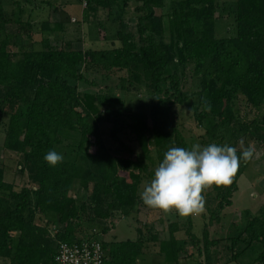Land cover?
I'll return each instance as SVG.
<instances>
[{
  "label": "trees",
  "instance_id": "16d2710c",
  "mask_svg": "<svg viewBox=\"0 0 264 264\" xmlns=\"http://www.w3.org/2000/svg\"><path fill=\"white\" fill-rule=\"evenodd\" d=\"M27 1L14 0L19 15H11L0 0V33L5 34L8 22L21 21L22 2ZM174 1L165 15L156 12V8H164L165 0H141L135 7L139 15L134 33L123 20L130 0H88L83 6L88 11L118 9L114 19L119 21L117 36L122 45L110 49H62L44 38L39 49L9 51V35L0 41L4 145L22 156V169L27 170L32 183L31 187L15 190L14 184L5 181V169L0 164V257L8 259L9 264H54L60 241L83 238L102 243L104 264H138L150 242L159 248L156 255L163 264H180L188 255V242L175 235L178 222L171 223L169 239H160L158 233L150 239L143 238L140 229L136 239L107 241L96 233L79 237L84 220L101 226L105 234L110 228L104 221L115 214L127 217L132 213L140 198L143 174L153 173L146 163L152 148L161 162L172 147L190 150L179 128L166 131L157 104L148 113L127 110L126 121L120 110L112 108L113 99L119 108L124 106L117 94H79L78 83L89 81L87 72L128 71L133 82L146 84L158 98L168 92L169 100L193 108L195 121L217 145H225L222 142L228 139L236 147L241 137L250 132L257 134V140L264 145V0H236L233 34L222 37H217L215 27L218 0ZM166 17L169 44H164L162 38ZM99 25L104 27L103 22ZM173 60L182 66L191 65L197 90L184 92L186 72H170ZM95 99L111 107L108 115L115 118V137L123 128L134 135L141 148L138 155L128 145L125 147L130 157L113 153L103 138ZM238 100H245L259 114L240 121L233 106ZM66 141V148L74 153L71 159L62 155ZM92 147L96 150L92 151ZM53 150L63 156L55 167L44 160ZM240 153L241 149H237ZM249 164L250 161L242 163L244 167ZM121 171H128L131 180ZM242 172L241 169L239 173ZM238 176L230 186L213 187L217 205L210 209L212 219H219L222 211L233 204ZM80 187L89 192L88 200L81 201L71 194ZM37 214L45 219L43 226L34 222ZM192 226L189 218L186 233L191 245L207 264H213L216 259L211 249L219 240L210 236L207 224L202 237L193 233ZM53 228L54 235L50 233ZM228 239L232 255L225 264L239 261L247 251L256 252L251 264H264V207ZM258 243H262L261 249Z\"/></svg>",
  "mask_w": 264,
  "mask_h": 264
},
{
  "label": "rangeland",
  "instance_id": "374dc122",
  "mask_svg": "<svg viewBox=\"0 0 264 264\" xmlns=\"http://www.w3.org/2000/svg\"><path fill=\"white\" fill-rule=\"evenodd\" d=\"M3 0L9 14L15 11L18 14L17 6H14V0ZM30 4L39 7H44L46 10L40 12V16L50 18L51 22L55 24L47 25L41 28V23L35 16L38 11L31 13L28 9H23L21 21H10L5 25V34L0 33V41L5 40L9 35V51H21L39 49L42 47V40L47 38L57 48L62 49H110L122 45L118 39L117 32L120 29L119 21L115 20L118 14V9H100L97 11H88L83 7L80 0H59L58 8L52 12L54 4L50 0V7L44 0H29ZM174 0H165L164 8H156L157 14H165L171 10ZM13 3V4H12ZM141 4V0H130L129 6L126 8L124 21L129 25V29L136 32L137 18L139 13L135 10L137 5ZM218 9L216 11L215 27L217 37L228 36L233 34L234 31V10L236 8V0H218ZM31 9V8H30ZM32 11V10H31ZM33 12V11H32ZM19 15V14H18ZM53 16V17H52ZM57 22V23H56ZM103 22L104 27L99 23ZM168 19L165 18L166 31L162 34L164 44H169V29ZM177 71L180 74L186 72V85H184V92L190 94L197 90V79H192L191 65L182 66L173 60L170 67V72ZM109 72L102 70H95L87 72L88 82L78 83V92L81 95L89 94L91 97L97 94H117L118 98L124 100V106L119 108L117 101L113 99L112 108L121 111V116L127 121V110L150 112L154 104L160 108L161 122L165 126L166 131L172 130L173 127L179 128L184 134L186 141L189 144V149L193 145L199 144L201 147H206L215 141L209 140L205 135V129L200 127L194 119L193 108L189 104H179L168 99L169 93L166 92L158 98L144 83L136 84L129 77L128 71H122L117 74H109ZM167 88V86H166ZM156 99V100H155ZM92 100V98H91ZM93 104L98 109L100 117V127L103 133V138L107 145L112 149L113 153L130 157V152L126 150L125 146L131 147L135 154L140 153L141 148L134 135L130 133L129 129H121L117 131L115 137L112 133L114 117L109 116V106L93 100ZM238 119L240 121H249L259 114V110L249 105L245 100H238L234 103ZM5 117V116H4ZM5 119L0 116V164L5 169V181L14 184L15 190H20L22 187H31L32 183L29 182V174L27 170L22 169L23 158L18 153L6 149L5 141ZM257 134L247 133L241 137L239 144L237 142L236 149H241V143L246 148L250 144L254 146L255 153L250 160L249 166L244 167L240 161L238 171V189L233 195V204L225 208L219 219H212L210 209L217 205L215 199V192L213 188L204 192L206 204V211L200 216L180 217L177 213L172 212L165 214L156 209L147 207L142 199L141 193L145 187L150 184L154 178L155 169L161 163L158 158L156 149L152 148L151 155L146 158V163L152 170V174H143V181L140 184L139 194L140 198L137 206L132 213L125 217L123 215L115 214L113 219H108L105 226L110 230L107 233H101L102 227L95 224L91 225L88 221H82L80 236H87L90 234H98V237L107 241H118L123 239H136L139 236V229L143 238L150 239L153 235H159L160 239L170 238V225L171 223L178 222L179 229L175 231L177 239L186 240L188 255L182 257L183 264H198L202 261L207 264L204 256L199 255L196 248L191 245V239L186 233L188 227V219L191 218L193 222L192 231L199 237H202L205 225H208L209 233L212 238L218 239L219 243L211 249L213 258L216 261L213 264H225L227 259L231 258L232 252L227 248L230 245L228 237L236 236L240 229L248 222L250 217L256 216L264 207V145H261L257 140ZM121 142V143H120ZM69 141H66L65 148ZM222 144L233 146V141L225 139ZM63 146V147H64ZM92 151L96 147L91 148ZM65 159H71L74 156L71 148H66L62 154ZM135 157V155L133 156ZM120 174L131 180L128 171H121ZM71 194L79 200H88L89 192L76 188L71 191ZM34 222L38 225H44L45 219L35 216ZM56 228H53L50 233L54 235ZM16 234V233H15ZM158 243V242H156ZM245 244H243L244 246ZM257 248L263 247L262 243H258ZM159 248L150 242L145 253L139 258L138 264H149L150 260L156 257V252ZM241 249V247H240ZM191 253L193 255H191ZM256 256V252H245L239 257V261L230 262L228 264H251ZM157 264H163L159 259L155 261ZM0 264H9V260L0 257ZM253 264H261L260 262Z\"/></svg>",
  "mask_w": 264,
  "mask_h": 264
},
{
  "label": "clouds",
  "instance_id": "9594fccd",
  "mask_svg": "<svg viewBox=\"0 0 264 264\" xmlns=\"http://www.w3.org/2000/svg\"><path fill=\"white\" fill-rule=\"evenodd\" d=\"M210 110V106L208 108ZM255 153L253 145L237 154L235 147L209 144L193 145L190 150L172 147L164 154L154 172V178L141 193L143 203L165 214L180 217L200 216L206 211L205 191L213 187L230 186L238 174L240 161L249 162ZM44 160L52 167L63 161L56 151H49Z\"/></svg>",
  "mask_w": 264,
  "mask_h": 264
},
{
  "label": "built area",
  "instance_id": "2783aa9c",
  "mask_svg": "<svg viewBox=\"0 0 264 264\" xmlns=\"http://www.w3.org/2000/svg\"><path fill=\"white\" fill-rule=\"evenodd\" d=\"M85 7L88 0H80ZM106 252L102 243L95 238L79 241H60L54 257V264H104Z\"/></svg>",
  "mask_w": 264,
  "mask_h": 264
},
{
  "label": "crops",
  "instance_id": "0c3cea01",
  "mask_svg": "<svg viewBox=\"0 0 264 264\" xmlns=\"http://www.w3.org/2000/svg\"><path fill=\"white\" fill-rule=\"evenodd\" d=\"M7 1V0H6ZM5 1V2H6ZM44 1V0H43ZM47 3L46 4H48L50 7H52L51 6V4H53V3H51V1L50 0H45ZM54 1V4L56 3V6H53L52 7V9H53V13H54V11H55V8H58L57 6H58V4H59V0H53ZM30 1H27V2H22V8L23 9H25V8H27L28 10L27 11H29L30 12V14L31 13H34V11L36 10V11H38V13L37 14H35V16L37 17V19L39 20V22L41 23L40 25H41V28L43 27V25L44 26H46L47 27V25H49V26H51L52 27V25L53 24H55V21H53V22H51V20H49L50 18H48V17H46V13L44 12V14H43V16L44 17H41L39 14H40V12L41 11H45L46 9L44 8V7H39V6H36V5H32V2H31V4L29 3ZM7 3V2H6ZM13 4V3H12ZM16 4H14V6H15ZM7 6V5H6ZM31 8V9H30ZM33 12H32V11ZM15 11H13L12 13H14ZM53 17V16H52ZM57 23V22H56ZM160 260V262L162 263V258H160L159 259ZM155 261H157V255H156V257L154 258H152L151 260H150V262H149V264H157ZM180 264H183V262L181 261L180 262Z\"/></svg>",
  "mask_w": 264,
  "mask_h": 264
}]
</instances>
